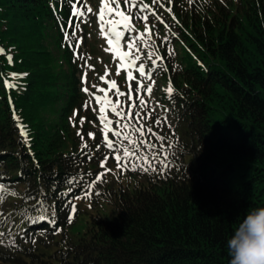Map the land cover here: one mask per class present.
Returning a JSON list of instances; mask_svg holds the SVG:
<instances>
[{
  "label": "trees",
  "instance_id": "trees-1",
  "mask_svg": "<svg viewBox=\"0 0 264 264\" xmlns=\"http://www.w3.org/2000/svg\"><path fill=\"white\" fill-rule=\"evenodd\" d=\"M73 2L0 0V183L18 194L0 202V264H229L226 241L236 223L264 206V0L155 5L164 25H151L147 47L153 60L162 57L151 78L161 82L158 109L143 88L140 95L148 102L145 111L153 112L147 122L167 138H153L158 147L147 154L160 152L154 166L167 167L163 175L119 169L116 178L109 164L114 151L104 146L82 90L83 55L74 47L86 25L65 40ZM121 6L129 14L136 10L124 8L123 0ZM141 22L133 20L136 30ZM50 39L59 54L49 49ZM117 80L122 92L129 83L136 87L124 75ZM119 99L125 110L133 102ZM165 115L175 124L155 125ZM78 131L90 160L81 153ZM105 157L111 171L100 167ZM99 173L101 181L87 189ZM68 179L76 181L70 193ZM95 186V196L84 198ZM40 200L49 217L55 212L56 225L36 222ZM79 201L90 210L80 209ZM73 203L77 212L68 224ZM82 216L85 227L74 232ZM57 226L61 232L53 234Z\"/></svg>",
  "mask_w": 264,
  "mask_h": 264
},
{
  "label": "snow or ice",
  "instance_id": "snow-or-ice-1",
  "mask_svg": "<svg viewBox=\"0 0 264 264\" xmlns=\"http://www.w3.org/2000/svg\"><path fill=\"white\" fill-rule=\"evenodd\" d=\"M171 2V0H169ZM191 3L192 0H189ZM153 4H158L159 0H152ZM77 4H81V8L87 7V12H93L91 7L86 6L85 4L81 3V0H75V2L71 3V15L69 17L68 26L71 28V34H69L68 30H65V40L68 41L76 37L77 31L80 29V23H83L84 20L82 19L85 16V12L80 10L77 7ZM116 5L115 8L111 7V5ZM131 5V8L136 9L138 13L143 15H135V14H126L125 11L121 10V0H100V8L99 11L96 13L97 22L99 25L100 35L106 39V43L108 45L105 48L106 52H111L113 55L114 60H119V63L116 65V75L119 76L124 70L126 74V82L137 81L136 87H132L131 83H129L128 92L120 91V88L117 85L115 80H109L107 77L109 76V68L105 66V75L101 76L99 79L108 85V88H100L96 85L93 87L97 88L98 92L104 93V96H97L92 93L93 99H95L97 105L99 106V115L97 119L100 121L101 125V133L103 136V144L104 146L116 152L117 154L113 157L116 161V167L123 172L125 169L130 170L132 172L141 171L144 173L148 172H159L160 174H164V168L167 167L166 164H162L159 168L154 166L153 160L155 157L160 155V152H154L151 156L147 154L148 149H157V144L153 142V138L155 141H165L167 138L157 131H155L152 127L151 123L147 121L151 120L153 112L151 110L145 111L148 108V102L144 100L141 95V89L143 88L145 94L151 96L152 93V85L145 86L142 80H137V77L134 76L133 71L130 69H135L141 78L151 80L153 75V69L158 67L157 60H162V57H157V60H152V67L146 71L145 64L140 63L137 66V61L141 59L139 55L141 48L137 45V41H140L141 44L147 46V41L145 37L151 36L152 29L148 25L150 6L145 4L143 0H123V7L127 8ZM162 6V5H161ZM171 11V9H168ZM150 15L155 17L158 21L163 23L160 15H158L155 11H150ZM115 16L116 19H105V17H113ZM80 21V23L74 22V19ZM134 19H139L145 24L144 32H138L133 24ZM168 25L165 24V28ZM123 29L122 31L119 29ZM135 32L136 34L133 36L131 33ZM167 40V36L164 38ZM123 42V43H122ZM82 44V39H76L75 46L79 47ZM124 44L127 46V50H124ZM71 46V45H70ZM3 51V49H0ZM133 53H136L133 55ZM174 52L169 49V55H173ZM152 54L149 53L148 58L151 59ZM83 59V57H80ZM9 61L11 62V57H9ZM91 67V66H89ZM17 75V74H13ZM86 82V74L85 77H82V83ZM7 83V82H6ZM11 87V85H8ZM85 93H88V88L82 89ZM114 92V95L117 97L115 103L109 98L108 93ZM174 89L172 86V82L169 81V87L167 89V94L171 96ZM125 96L127 97L128 101H133L132 103L128 104L127 110L120 108L122 102L119 97ZM135 97V100H133ZM89 103L86 102L85 107H88ZM113 113L118 119L113 121L109 119L107 116V112ZM167 111V109H165ZM77 116V112H73V116L70 118V121L74 122ZM14 120L16 119L15 114L13 115ZM121 120L125 121L121 124ZM85 122L84 117H80V123L83 124ZM115 123L116 128H113L112 125ZM155 125L159 126L161 124H168L167 120L161 119L157 117L154 121ZM170 126V125H169ZM121 129V130H117ZM21 138L23 142H27V131L22 126L20 127ZM111 132L113 137H118L119 142L114 141L109 138L108 133ZM138 134V135H137ZM77 135L80 136L82 145H81V153L86 155L87 158L90 160L92 158L91 155L85 152L89 146L84 141V136L78 131ZM147 136L148 139L145 140L144 137ZM88 137L90 139H95L94 133H88ZM127 141L128 146H123L122 142ZM170 147V145H168ZM101 145L97 144L96 149L99 150ZM159 148L163 150L164 144H160ZM143 149V153L141 151ZM122 151V155L119 154ZM166 159V158H165ZM108 162V157H105L100 162V167L104 168L105 171H111L110 169H106L105 166ZM130 166V167H129ZM104 173L96 174L94 181H89L86 183L85 187L87 189H91L92 184L98 183L101 181V177ZM76 181L75 179H68L66 184L69 185L68 191L69 193L72 191L71 185L74 184ZM16 196L18 195L16 192L11 191L6 184L0 183V202H3L6 195ZM92 195L91 191H86L84 193V198L90 199ZM75 199H80L79 196L74 197ZM31 199V198H28ZM36 207L38 209H42V213L36 217V222L41 220L50 221L52 225H56L57 221L55 219V212L53 215L49 217L47 215L48 207L44 203L43 200L37 201ZM77 212V206L73 203L71 204V211L67 216V223L71 224L74 220V216ZM61 232V228L54 227L53 234H59ZM4 233L0 232V236H3ZM3 243V241H0ZM32 243H35V240H32ZM11 246H15L14 239L10 241Z\"/></svg>",
  "mask_w": 264,
  "mask_h": 264
},
{
  "label": "rangeland",
  "instance_id": "rangeland-1",
  "mask_svg": "<svg viewBox=\"0 0 264 264\" xmlns=\"http://www.w3.org/2000/svg\"><path fill=\"white\" fill-rule=\"evenodd\" d=\"M165 1L166 0H159L158 4H150V3L148 4L150 6V10L148 13H145V14H149V16L152 18L151 22L148 21V25L150 27H151V25H153L156 22L161 23L160 21L155 19V17L150 15V11H155L154 10L155 5H158L159 10L164 9L163 5H165ZM143 2L145 4H147L146 0H143ZM81 3L85 4L88 7H91L93 9V12L88 13L87 7L81 8V4H77V7L80 10L85 12V16L82 18L84 20L83 23H80V21L77 20L76 18H74V22L80 23L79 31H82L83 25H86V27H87V29L85 30V34L84 35L80 34V36H78V39H82V44L78 48L81 47L82 55H83L82 65H81V69H83L82 77H85V74H86V82H83V88L86 87L89 90L87 95H88V97H90V103H91L94 111L96 112V117H97L100 114L99 113V106L97 105L95 99H93L91 94L94 93L95 95L101 96V97H103V94H102V92H98L97 88L93 87V85H96L100 88H105V89L108 88V85L99 79L101 76L105 75V66H107L109 68V76L107 77V79L115 80L117 82L118 87H119V82H118L117 78L120 75L119 76L116 75V65L119 63V60H114L112 53L105 51V48H107L108 45L106 43V39L100 35L99 25H98L97 16H96V13L99 11V8H100V0H81ZM111 7L115 8L116 5L113 4V5H111ZM121 10H122V6H121ZM71 12H72V9H70V14H71ZM125 13L129 14L128 11H125ZM133 13L136 14L138 12L136 10H134ZM140 15H142V14H140ZM105 19L106 20L107 19H116V17L115 16L105 17ZM161 24L164 25L163 23H161ZM144 29H145V24H144V22H141L139 30H137V31L142 33V32H144ZM119 30L122 31L123 29L121 28ZM131 34H133V33H131ZM84 36H85V38H84ZM145 40L148 43V36L145 37ZM47 43H48L49 49H51L54 54H56V55L59 54V50L57 49L55 43H53V41L51 39L49 41H47ZM136 43L141 48V51L139 53V55L141 56V59L139 61H137V66L140 63H144L146 71H147L149 69L148 61L152 62V60H153L152 58L151 59L148 58L149 53H151L150 48L141 44L140 41H137ZM74 48L76 49L77 47L75 46ZM124 50L125 51L127 50L126 44H124ZM135 54L136 53H133V55H135ZM89 66H91V67H89ZM64 68H66V64L64 65ZM130 70L133 71V74H134V76L137 77V80H142L144 85H152L153 90H152L151 96H149V99H150L151 105L158 109L156 99H157V94L159 93V90L161 89V82L159 80H148V79L141 78L139 76V73L135 69H130ZM126 74L127 73L124 70H122L121 75H124L126 77ZM82 77H81V82H82ZM135 82L137 83V81H135ZM108 96L112 100V102L114 103L113 92L110 91L108 93ZM107 116L109 119H112L113 121H116L118 119V117H116L110 111L107 112ZM164 117L167 118L166 120L170 124H172V125L175 124V123H173V120L171 117H169L167 115H165ZM120 122H121V124L124 123L123 120H121ZM112 127L116 128L115 123L112 125ZM97 128H98V131H100V133H101V125H100L99 120H98V127ZM117 130H121V129H117ZM108 135H109L110 139L119 142V138L113 137L111 132H109ZM101 136H102V133H101ZM122 144H123V146H128L127 141H123ZM116 154L117 153L114 152V155H116ZM119 154L122 155V151ZM160 159L162 161L161 157H160ZM109 164H110L111 168L114 170V174L112 173V176H113V178H116L117 177L116 174L119 171V169L116 167V161L110 162ZM174 168L175 167H173L172 169H174ZM130 177L132 180L133 177L132 176H130ZM97 188H98L97 186L93 187V193L91 196H95ZM94 202H98V200L94 199ZM87 203H88L87 201H79L80 209L90 210L89 204H87ZM85 220H86V216L80 217L78 222L72 228V230L74 232H76L78 230L79 231L83 230L85 227Z\"/></svg>",
  "mask_w": 264,
  "mask_h": 264
},
{
  "label": "clouds",
  "instance_id": "clouds-1",
  "mask_svg": "<svg viewBox=\"0 0 264 264\" xmlns=\"http://www.w3.org/2000/svg\"><path fill=\"white\" fill-rule=\"evenodd\" d=\"M229 264H264V206L245 212L226 241Z\"/></svg>",
  "mask_w": 264,
  "mask_h": 264
}]
</instances>
